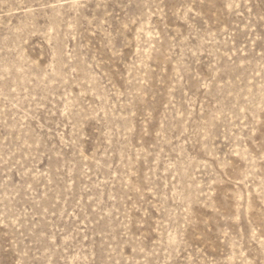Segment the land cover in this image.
Segmentation results:
<instances>
[{"label": "rangeland", "instance_id": "rangeland-1", "mask_svg": "<svg viewBox=\"0 0 264 264\" xmlns=\"http://www.w3.org/2000/svg\"><path fill=\"white\" fill-rule=\"evenodd\" d=\"M0 264H264V0H0Z\"/></svg>", "mask_w": 264, "mask_h": 264}]
</instances>
